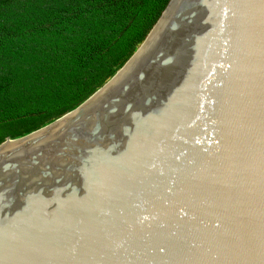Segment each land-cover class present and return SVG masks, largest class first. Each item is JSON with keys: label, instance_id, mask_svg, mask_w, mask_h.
<instances>
[{"label": "water", "instance_id": "95a60500", "mask_svg": "<svg viewBox=\"0 0 264 264\" xmlns=\"http://www.w3.org/2000/svg\"><path fill=\"white\" fill-rule=\"evenodd\" d=\"M0 264H264V0H166L99 89L1 142Z\"/></svg>", "mask_w": 264, "mask_h": 264}, {"label": "trees", "instance_id": "16d2710c", "mask_svg": "<svg viewBox=\"0 0 264 264\" xmlns=\"http://www.w3.org/2000/svg\"><path fill=\"white\" fill-rule=\"evenodd\" d=\"M166 0H0V143L71 111L126 62Z\"/></svg>", "mask_w": 264, "mask_h": 264}]
</instances>
